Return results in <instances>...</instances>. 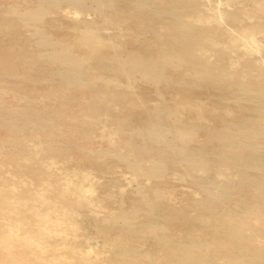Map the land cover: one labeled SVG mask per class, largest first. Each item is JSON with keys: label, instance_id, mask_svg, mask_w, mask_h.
I'll return each instance as SVG.
<instances>
[{"label": "bare ground", "instance_id": "obj_1", "mask_svg": "<svg viewBox=\"0 0 264 264\" xmlns=\"http://www.w3.org/2000/svg\"><path fill=\"white\" fill-rule=\"evenodd\" d=\"M120 2L124 3L123 7H119ZM10 11L18 15L23 25L32 24L35 29L27 39L34 47L32 51L21 52L11 59L33 65L48 75L50 81H58L63 91L60 100L74 99L69 95L72 89L90 90L92 100L82 101L85 109L76 116L62 111L44 115L29 112L23 113L22 121L17 122V112L2 107L0 126L16 137L0 141V153L4 156L0 163V264H69L72 261L60 256L56 245L48 240L60 238L66 242L70 238L68 230L73 228L74 214L93 206L95 185L89 172L67 169L63 172L57 168L55 158H66L73 152L91 158L112 154L137 175L160 179L168 170L166 164L145 159L154 149L162 158L171 159L173 165H182L204 196V200H195V205L208 214L203 220V229L209 232L210 238L175 241L166 227L148 221L145 230L154 234L163 256L135 259L132 264H219L216 259L239 264L242 254L247 256L248 264H264V0H37L24 12L16 6ZM59 12L72 20L74 42L56 39L46 28L47 15ZM93 13L104 17L94 16L91 22ZM100 25L113 32L126 29L139 37L149 59L139 57L140 52L134 53L136 58H129L128 50L106 39ZM144 60L148 65L161 67L158 80L152 83L155 86L163 83L168 88L190 90L209 85L221 92L218 96L221 102H235L252 114L254 118L239 127L223 125L209 129L205 140L216 144L213 159L219 160L220 172L254 170L263 175L244 174V179L237 183L232 179L222 184L196 180L195 173L203 169L195 154L205 151L191 148L196 132L177 120L166 123L174 135L170 141L158 136L160 130L149 124L138 129L136 136L140 143L134 144L130 139L121 147L130 153L129 157L116 148L113 152L89 148L102 105L109 107L112 101L123 99L117 82L138 79L136 72L143 70ZM103 72L114 78L106 77ZM21 76L32 78L27 74ZM1 90L5 88L0 87ZM169 109L170 115L177 112V106ZM66 122L71 123L87 146L71 142L58 144L55 136L62 132L58 126ZM27 128L33 131L32 136L36 134L34 145L17 137ZM102 137L112 147L117 143L114 136L103 134ZM5 164L12 168L17 180L5 175ZM218 175L221 174L218 172ZM86 181L90 184L84 185ZM159 198L144 200L138 211L151 214L160 204ZM239 201L244 205L241 215L227 206ZM119 216L124 219L127 232H135L132 217L126 212ZM117 219L109 229L118 227ZM126 239L117 238L115 243L130 258ZM42 244L49 247L50 255L39 251ZM73 253L72 259L92 264L84 255Z\"/></svg>", "mask_w": 264, "mask_h": 264}, {"label": "rangeland", "instance_id": "obj_2", "mask_svg": "<svg viewBox=\"0 0 264 264\" xmlns=\"http://www.w3.org/2000/svg\"><path fill=\"white\" fill-rule=\"evenodd\" d=\"M36 1L0 0V21L3 20V23L0 22L3 25L2 28L0 27V87L5 88L0 91V111L4 107L17 112L16 122L22 121V114L29 112L44 115L50 111H62L67 115L76 116L83 113L85 109L81 102L92 100L91 91L88 89H72L69 95L74 99L60 100L63 91L59 88L58 81H50L48 75L39 72V69L33 65H24L11 59L21 52L32 51L34 47L27 42V39L35 29L32 24L23 25L18 19V15L11 13L10 9L16 6L21 12H24ZM118 5L123 7L124 3L120 2ZM98 11L102 12L101 9ZM59 14L47 15L46 28L56 39H64L69 43L74 42L76 34L72 29V20L67 17L66 13L59 12ZM94 16L104 17L102 14L93 13L89 21L92 22ZM73 17L77 16L73 15ZM100 17H96V20L99 21ZM50 21H53V25L50 24ZM98 27L106 39L109 38L111 42L128 50L129 58H136L134 53L140 52L139 57L149 59L148 53L144 51L143 41H140L139 37L133 33H129L126 29L122 32H113L111 29L104 30L102 25ZM262 45L264 47V43ZM110 51L106 52L110 53ZM146 60L143 61V70L136 72L138 79L130 81L120 79L117 82V90L123 92V99L112 101L109 107L102 105L97 116V128L92 134L93 143L92 145L88 144L89 148L104 152H113L116 148V151L129 157L130 153L121 147L124 142L130 139L134 144L140 143V139L136 136L138 129H144L149 124L153 129L160 130L158 136H161L165 141H170L174 135L171 134L172 130L167 124L177 120L179 124H183L189 129L192 128L196 132V136L190 143L191 148H202L205 151L195 154L202 163L203 169L195 173L196 180L205 179L214 184H222L225 181L237 183L240 182L239 179H244V174L253 177L263 175V172L254 170L220 172L219 160L213 159L216 144L205 140L209 129L221 128L223 125L239 127L241 123L254 118L252 114L240 109L235 102H221L218 98L219 95L221 96V92L209 85L190 90L168 88L163 83L155 86L152 83L158 80L161 67L148 65ZM49 67L51 68L50 65ZM23 74L30 75L32 78L26 79L21 76ZM102 74L108 78L113 77L107 72ZM175 106H177V112L170 115L169 107L175 108ZM58 127L62 130L55 136L58 144L64 145L66 142H71L78 146L86 145L76 134L75 129L71 127V123L66 122ZM32 132L30 128H27L17 134V137L27 139L31 145H34L36 134L32 136ZM103 134L108 137L114 136L117 142L115 146L112 147L104 142ZM9 137H16V135H11L6 127L0 126V141L7 140ZM3 159L4 156L0 153V163ZM145 159L164 162L168 167L166 174L160 179H149L146 176L137 175L112 154L91 158L79 152H73L66 158L57 157L54 159L57 168L63 172H66V169L89 172L92 179L90 181L95 185V194L92 193V195L94 194L92 196L93 206L83 208L74 214L73 228L70 227L68 230V238H70L66 242L60 238L48 240L51 244L56 245L60 256L69 257L72 260L71 264H82L79 259H72L73 251L84 255L92 264H132L135 259L161 258L163 252L155 243L154 234L145 230V224L148 221L156 222L159 227H166L169 235L175 241L189 242L194 237L210 238L209 232L205 233L203 229V220L208 217V214L195 205V200H204V196L193 185L185 168L182 165H173L172 160L167 157L162 158L157 149L145 156ZM3 169L8 178L17 180L8 164H5ZM218 172L221 175H218ZM231 174L235 175L232 177ZM89 184V181L84 182V185ZM158 196H160V204L151 214L144 210L138 211L144 200L156 201ZM238 196L236 194L235 197L238 198ZM227 206L237 215H241V211L244 209V205L240 201L236 204L228 203ZM122 212H126L128 216L132 217L135 232H127L124 219L119 218ZM115 219L118 221V227L109 229ZM117 238H129L125 243L129 247L131 259L124 254V248L116 245ZM41 249L43 251L40 249L39 251L46 255L52 253L49 247H45L43 244ZM239 252L241 251L239 250ZM246 257L242 254L239 264H248ZM215 261L219 264H227L222 259Z\"/></svg>", "mask_w": 264, "mask_h": 264}]
</instances>
